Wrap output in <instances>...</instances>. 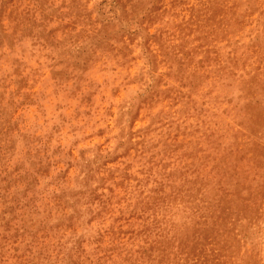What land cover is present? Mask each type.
Masks as SVG:
<instances>
[{
  "label": "clouds",
  "instance_id": "1",
  "mask_svg": "<svg viewBox=\"0 0 264 264\" xmlns=\"http://www.w3.org/2000/svg\"><path fill=\"white\" fill-rule=\"evenodd\" d=\"M182 2L206 4L208 0ZM62 3L65 0H54V6L67 14L70 8H61ZM81 3L95 29L103 28L102 0ZM176 3L159 0L156 12L160 15L154 19L143 11L135 22L125 21L127 31L112 39L111 48L97 52L90 66L68 82L54 75L65 67L62 53L82 46L85 40L80 34L91 35L93 23H78L74 15L53 17L46 22V31L56 30L51 42L18 34L11 43L5 40L0 45L3 104L12 117L16 107L35 104L37 130L48 127L40 139L34 136L26 141L20 133L12 137L16 146L5 153L7 171L18 175L31 170L40 158L49 165L48 173L39 178V200L32 213V219L46 218L45 228H33L35 238L17 237V227L24 231L23 220L15 221L8 231L0 228V264H145L141 249L171 235L192 214L193 207L182 199L187 189L205 169L206 175H215L222 157L251 145L255 137L247 126L245 109L253 100V87L255 99L264 101V50L256 51L253 42L257 33H264V0H227L234 7L225 31L234 39L222 49L223 61L212 69L210 85L206 77L196 79L187 68L177 76L179 70L170 62L169 74L177 82L162 80L152 42L163 47L165 31L196 23ZM36 18L43 21L40 12ZM156 21L159 27H154ZM194 40L190 41L193 46ZM48 69L52 77L47 76ZM61 92L65 96L55 104V116L49 117L52 97ZM86 96H91V103ZM69 97H78L80 103L73 106ZM169 98L166 108L156 107ZM70 108L71 114L66 111ZM41 115L55 130L39 122ZM141 119L149 123L137 128ZM153 131L160 137L155 143L150 142ZM177 137L184 139L177 143ZM21 163L24 167L18 169ZM260 174L249 166V176L258 179ZM17 190L23 191L22 186L14 185L9 191ZM254 230L256 235L246 240L240 255L255 253L264 264V221H258ZM133 232L129 240L122 239V233Z\"/></svg>",
  "mask_w": 264,
  "mask_h": 264
},
{
  "label": "rangeland",
  "instance_id": "2",
  "mask_svg": "<svg viewBox=\"0 0 264 264\" xmlns=\"http://www.w3.org/2000/svg\"><path fill=\"white\" fill-rule=\"evenodd\" d=\"M158 6L159 0H102L99 7L104 26L96 30L91 21V14L86 11V6L81 0H71L70 4L65 0L61 8L69 7L67 14L54 6V0H0V45L5 40L11 43L18 34L43 37L51 42L56 30L46 31V22L53 17L74 15L78 23H93L91 35L87 32L80 34L85 40L82 46L68 48L62 53L65 58L62 63L65 67L54 75L60 82H68L73 80L78 72L90 66L97 52L111 48L112 39L127 31L125 21L128 24L135 22L143 11L148 12L149 19H154L156 15H160L159 11L156 12ZM175 6L178 10H184L187 17L196 23L191 26L178 25L175 31H165L161 38L163 47L161 43L152 42L153 50L158 53L156 59L158 70L163 74L162 80L177 82L173 75L169 74L170 62L177 66V76L187 68L196 79L206 77V84L210 85L212 69L223 61L222 49H227L234 39L230 31H225L231 7L234 5L230 6L227 0H208L206 4H185L182 0H177ZM117 10L119 15L116 14ZM37 12L43 15V21L37 20ZM147 22L151 23V20ZM159 24L160 22L156 21L154 27H159ZM118 25L119 32L116 30ZM38 29L44 30L37 31ZM193 37L194 46L190 43ZM253 42L257 45L256 51L264 50V33H257ZM200 57H203L202 61ZM8 68L11 70L10 65ZM46 73L48 77L53 75L51 69L46 70ZM52 83L55 84V80ZM36 87L38 89L40 85L37 84ZM24 90L28 91L27 88ZM49 91L54 89L50 88ZM250 95L253 100L246 106L245 111L248 116L247 126L255 139L250 146L246 144L242 149L222 157L216 164L215 175H206L205 169L198 182L187 189L182 199L193 207L192 214L177 224L171 235L166 234L151 247L141 249L145 264H260L255 253L246 257L240 255L246 240L256 235L254 228L257 222L264 221V101L255 99L254 87L250 90ZM64 96V92H61L60 96L53 95L48 108L49 117L55 116V104ZM85 100L92 102L91 96H86ZM69 102L75 106L80 100L78 97H69ZM169 103L170 98L156 107L166 108ZM84 107L87 108V105ZM14 111L15 115L12 117L8 107L3 104V93H0V228L8 231L15 221L23 220L21 227L24 231L22 233L20 227H17V237L29 234L35 238L36 232L33 228L39 226V229L43 230L46 225V218L32 219V213L37 210L39 178L48 173L49 165L44 158H40L33 162L31 170L25 169L14 175L7 171L4 161L6 152L15 151L16 141L12 137L17 133L24 136L26 141L34 136L40 139V136L47 134L48 127L37 130L36 117L39 109L35 104L24 103ZM66 111L71 114L73 110L70 108ZM141 115L143 116V113ZM39 122L48 125L42 115ZM148 123V119H141L137 121L136 127ZM48 126L54 129V125ZM56 130L59 131V127ZM149 136L151 143L160 139L155 131L149 133ZM183 139L177 137L176 142L180 143ZM180 154V151L175 152L176 157ZM185 159L190 162L192 158ZM250 165L259 169L261 174L258 179L248 175ZM23 167L22 163L17 165L18 169ZM14 185L22 186L23 191L17 190L15 194H11L9 190ZM201 188L205 189L203 193ZM29 193L32 194L31 198L25 200ZM68 220L70 222L71 218ZM64 222L62 220L61 224ZM127 226L125 224V228ZM121 235L122 239L127 241L135 236V233Z\"/></svg>",
  "mask_w": 264,
  "mask_h": 264
}]
</instances>
